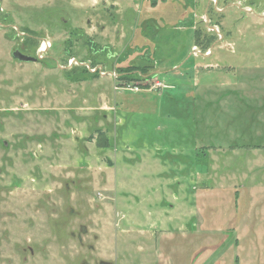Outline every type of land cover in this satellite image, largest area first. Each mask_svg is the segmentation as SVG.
<instances>
[{"label":"rangeland","instance_id":"1","mask_svg":"<svg viewBox=\"0 0 264 264\" xmlns=\"http://www.w3.org/2000/svg\"><path fill=\"white\" fill-rule=\"evenodd\" d=\"M0 264H264V0H0Z\"/></svg>","mask_w":264,"mask_h":264},{"label":"trees","instance_id":"2","mask_svg":"<svg viewBox=\"0 0 264 264\" xmlns=\"http://www.w3.org/2000/svg\"><path fill=\"white\" fill-rule=\"evenodd\" d=\"M190 1H192V3L195 4V2H194L195 0H187V2H190ZM154 4H156V1H154ZM193 7H194V5H193ZM190 25H193V23L191 22ZM195 33H196V36H197V38H196L197 41L199 39V42H200L201 41V38L204 37V34L205 33L201 35L202 32L200 33V31L197 30V29L195 30ZM207 33L208 34H211L209 32H207ZM208 34H205V35L209 37V40L211 42L212 39H213L212 37H214V36H212V35L209 36ZM126 68H128V67H126ZM123 69H125V68H123ZM126 71H128V73L126 75H129L128 78L127 77L126 78L127 79H130V80H135L136 78H140L142 74H145L148 71V69H147V67L144 66L142 68H138V69L137 68L128 69ZM130 74H132V75H130ZM133 76H136V77H133Z\"/></svg>","mask_w":264,"mask_h":264},{"label":"water","instance_id":"3","mask_svg":"<svg viewBox=\"0 0 264 264\" xmlns=\"http://www.w3.org/2000/svg\"><path fill=\"white\" fill-rule=\"evenodd\" d=\"M13 55L15 58H17L20 61H25V62L37 61L36 57H34L32 55L24 54L20 50L14 51Z\"/></svg>","mask_w":264,"mask_h":264},{"label":"crops","instance_id":"4","mask_svg":"<svg viewBox=\"0 0 264 264\" xmlns=\"http://www.w3.org/2000/svg\"><path fill=\"white\" fill-rule=\"evenodd\" d=\"M196 1L197 0H195L194 2L196 3ZM247 9H251L250 7H248ZM205 16V17H204ZM208 16V14H207V11H206V13H204V15H203V17L204 18H209V17H207ZM194 23V22H193ZM189 25H190V23H189ZM213 25H215V26H217L218 28H219V25H218V23H215V24H213ZM193 26H194V24H193ZM214 26V27H215ZM194 29H196V27H194ZM208 29V28H207ZM21 33H24L23 35L25 36V35H27V33H26V31H24V30H19V32H18V35H21ZM28 36V35H27ZM220 37H223L222 35H220ZM197 38V37H196ZM25 39H27V38H25ZM24 38L22 39V40H25ZM219 39H221V38H219ZM195 41H196V39H195ZM195 47H200V45L198 44V42L196 41V44H194V46H193V49H194V51H195ZM209 50H212V48L210 47V49ZM14 53V52H13ZM213 53V52H212ZM204 55H208V54H206V53H204ZM210 55V54H209ZM212 55V54H211Z\"/></svg>","mask_w":264,"mask_h":264},{"label":"built area","instance_id":"5","mask_svg":"<svg viewBox=\"0 0 264 264\" xmlns=\"http://www.w3.org/2000/svg\"><path fill=\"white\" fill-rule=\"evenodd\" d=\"M215 28H217V31L219 32V29H218V27H216V26H215L214 28H212V29L215 30ZM215 31H216V30H215ZM44 46H45V42L42 44V46H41V48H40V51H41V52H44V51H45V50H42ZM41 52H40V53H41ZM207 54H208V53H207Z\"/></svg>","mask_w":264,"mask_h":264},{"label":"bare ground","instance_id":"6","mask_svg":"<svg viewBox=\"0 0 264 264\" xmlns=\"http://www.w3.org/2000/svg\"><path fill=\"white\" fill-rule=\"evenodd\" d=\"M46 45H47V42H45V46L43 47V49H42V50H44V49L47 47Z\"/></svg>","mask_w":264,"mask_h":264}]
</instances>
